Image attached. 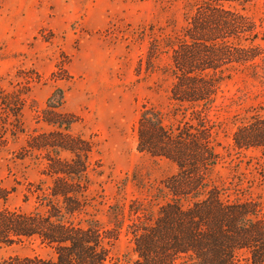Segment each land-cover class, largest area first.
Listing matches in <instances>:
<instances>
[{"label": "rangeland", "instance_id": "374dc122", "mask_svg": "<svg viewBox=\"0 0 264 264\" xmlns=\"http://www.w3.org/2000/svg\"><path fill=\"white\" fill-rule=\"evenodd\" d=\"M186 2L0 0V92L6 100L0 106L11 103L15 108V97L23 103L24 132L14 137L8 131L7 144L0 147V184L12 191L9 207L32 211L37 203L31 190L38 192L40 185L47 189L53 181L44 171L47 160L57 152L74 158L71 151L52 146L21 158L30 136L60 131L90 142L88 214L82 218H97L106 228L113 226L118 207L129 209L134 200L146 199L177 172L174 161L138 150L137 126L146 106H172L173 50L167 44L185 24ZM245 13L262 24L264 0ZM261 30L264 35V22ZM256 44L264 49V39ZM152 47L158 51L148 60ZM219 101L223 159L213 177L228 186L225 195L233 200L264 202L261 150H232L238 125L264 105V86L239 72L225 81ZM54 112L62 114L63 122L75 116L67 131L54 123ZM35 253L54 256L38 242L0 247V258ZM134 257L133 244L123 231L112 248L111 263L131 264ZM248 257V251L239 250L235 264H249Z\"/></svg>", "mask_w": 264, "mask_h": 264}, {"label": "trees", "instance_id": "16d2710c", "mask_svg": "<svg viewBox=\"0 0 264 264\" xmlns=\"http://www.w3.org/2000/svg\"><path fill=\"white\" fill-rule=\"evenodd\" d=\"M257 2L187 0L185 24L167 44L173 50L174 103L168 110L146 106L137 126L138 150L170 159L178 170L156 193L134 200L129 209L118 207L113 226L82 218L88 214L90 142L60 131L28 138L21 158L49 146L71 151L74 158L57 152L47 160L44 171L53 181L47 189L31 190L37 203L32 211L9 207L12 191L0 184V247L38 242L54 256L16 254L0 258V264H112L111 251L123 231L133 244L131 264H235L239 250L248 251L249 264H264V202L233 200L225 195L228 186L213 177L223 159L218 117L223 84L246 72L264 86V49L256 44L264 39V21L245 13ZM157 51L152 47L148 60ZM14 99L15 108L0 106V147L7 144L8 131L14 137L24 132L23 103ZM54 113V123L67 131L75 116L63 122L62 114ZM253 148L264 156V105L233 134L236 153Z\"/></svg>", "mask_w": 264, "mask_h": 264}]
</instances>
